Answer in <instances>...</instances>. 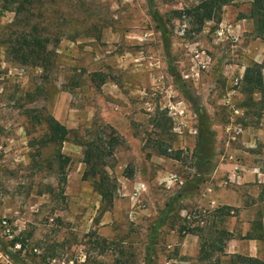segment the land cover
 Listing matches in <instances>:
<instances>
[{"label":"rangeland","instance_id":"obj_1","mask_svg":"<svg viewBox=\"0 0 264 264\" xmlns=\"http://www.w3.org/2000/svg\"><path fill=\"white\" fill-rule=\"evenodd\" d=\"M253 1L41 0L35 67L7 54L19 16L0 0V264H227L206 246L222 230L262 235L264 259ZM48 114L71 131L62 145ZM96 134L120 139L112 202L84 178L76 139Z\"/></svg>","mask_w":264,"mask_h":264},{"label":"trees","instance_id":"obj_2","mask_svg":"<svg viewBox=\"0 0 264 264\" xmlns=\"http://www.w3.org/2000/svg\"><path fill=\"white\" fill-rule=\"evenodd\" d=\"M7 4L13 6L16 16L15 22L10 26L7 44V54L13 60H22L27 63L32 62L36 67L39 61H49L46 55L48 38L40 36L37 23H32V9L41 8V0H5ZM152 2L153 0H148ZM230 0H223L222 6L228 5ZM14 5H16L14 9ZM250 19L255 23V33L258 37H264V0H254L251 6ZM14 27H17L16 31ZM15 31V32H14ZM264 64H254L246 69V79L250 78L251 71H256V77L249 79L256 89L264 91L262 70ZM252 77V74H251ZM44 123L48 127L47 139L49 142L64 144L68 141L71 131L64 126L55 117L48 114L44 118ZM76 142L85 148L83 163L85 164L84 178L93 180L94 186L101 195L103 201L112 202L116 190L114 181L110 178L109 173L105 170L107 158L113 155V150L120 144L118 137L103 139L100 136L92 135L90 140L85 141L77 138ZM234 236L226 230L220 231L215 236V241L207 243V247L216 245L217 250L223 251L225 240H230ZM243 239H262V235H255L251 230ZM207 247L205 248L207 250ZM228 258L227 264H264V259L259 257H249L244 255L223 254ZM218 264L222 262L219 258Z\"/></svg>","mask_w":264,"mask_h":264},{"label":"crops","instance_id":"obj_3","mask_svg":"<svg viewBox=\"0 0 264 264\" xmlns=\"http://www.w3.org/2000/svg\"><path fill=\"white\" fill-rule=\"evenodd\" d=\"M253 177L256 178V175ZM247 178L248 175H245L239 179H241V182H245ZM195 237L197 240L199 239L197 234H195ZM223 250L229 255L259 257V241L257 239H240L234 236L232 239L227 240L226 244L223 245Z\"/></svg>","mask_w":264,"mask_h":264}]
</instances>
